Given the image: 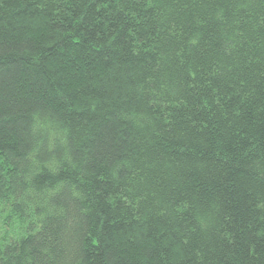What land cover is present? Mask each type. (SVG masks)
Returning <instances> with one entry per match:
<instances>
[{
    "label": "trees",
    "instance_id": "16d2710c",
    "mask_svg": "<svg viewBox=\"0 0 264 264\" xmlns=\"http://www.w3.org/2000/svg\"><path fill=\"white\" fill-rule=\"evenodd\" d=\"M0 264H264V0H0Z\"/></svg>",
    "mask_w": 264,
    "mask_h": 264
}]
</instances>
